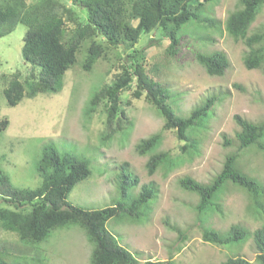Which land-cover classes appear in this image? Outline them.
Listing matches in <instances>:
<instances>
[{
    "label": "rangeland",
    "instance_id": "374dc122",
    "mask_svg": "<svg viewBox=\"0 0 264 264\" xmlns=\"http://www.w3.org/2000/svg\"><path fill=\"white\" fill-rule=\"evenodd\" d=\"M35 1L28 0L30 4ZM67 3L71 4V0ZM236 5L237 0H213L204 4L200 16H210L208 19H213L215 27L205 29L199 24L191 27L192 21L184 24L173 54L167 52L169 41L159 30L142 34L133 46L143 50L148 75L167 86L168 103L176 114L185 116L209 96H215L207 123L193 132L196 143L193 154L181 150L183 142L173 130H162V118L143 95L138 99L131 96L133 88L121 94V107L131 120L130 127L106 141L100 139L105 119L103 104L90 117H86L84 108L92 92L112 82L120 71L125 54L122 44L105 49L89 71L82 69L85 51L80 47L74 64L64 75L61 90L23 97L15 105H9L3 89L10 76L18 72L23 79L30 68L21 56L27 29L18 23L9 33L0 36V118L8 121L0 132V170L10 184L36 188L41 182L37 161L43 146L52 143L59 151L86 159L90 167V175L74 185L67 202L86 210L100 209L121 199L117 175L121 164L127 163L136 178L130 194L137 195L146 184L154 187L155 194L140 207L144 214L139 220L116 215L106 222V228L139 264L147 260L162 261L161 264H219L237 255L254 261L256 249L249 239L251 236L243 243L230 245L208 243L201 236L202 229L208 227L225 234L234 223L250 231L264 225V216L254 215L249 209L248 192L226 182L216 193L218 208L198 214L194 209L198 196L178 184L184 176L207 183L220 170L225 156L234 152L236 166L264 184V152L254 145L238 149L235 141L239 127L234 115L264 124V73L261 69L245 68L246 45L241 40L235 41L224 27L225 18ZM71 8L78 18L66 23L70 38L86 22L82 8ZM263 25L264 5L249 31L259 30ZM87 42L83 41L81 46H87ZM196 51L225 53L229 64L224 73L209 76L195 60ZM158 131L162 133L158 150L169 151L176 164L168 171L158 167L148 173L146 164L150 153L138 154L135 145ZM261 139L264 143V135ZM225 140L229 143L225 144ZM3 205L0 200V206ZM0 249L8 260L20 264H89L92 243L79 224L55 228L36 244L23 243L16 234L0 228Z\"/></svg>",
    "mask_w": 264,
    "mask_h": 264
},
{
    "label": "trees",
    "instance_id": "16d2710c",
    "mask_svg": "<svg viewBox=\"0 0 264 264\" xmlns=\"http://www.w3.org/2000/svg\"><path fill=\"white\" fill-rule=\"evenodd\" d=\"M67 1L36 0L30 4L28 0H0V36L9 33L18 23L26 26L21 56L30 67L23 79L18 72L10 76L3 89L6 102L15 105L23 97L32 98L38 93L61 90L64 75L74 64L80 47H84L85 51L82 69L89 71L104 55L105 49L122 44L125 54L120 71L112 82L92 92L84 108L86 117H90L97 106L103 104L105 119L100 139L106 141L130 127L131 120L121 107V94L133 88L131 96L138 99L143 95L162 118V130H173L176 138L183 142L181 150L195 153L193 132L207 123L215 96H209L185 116L176 114L168 103L170 94L167 86L148 75L143 50L133 46L142 34L159 30L169 41L167 52L173 54L183 34L179 31L184 24L192 21L189 24L191 27V24H199L205 29L207 26L215 27L213 19H208L210 16H200L204 4L213 0H71V4ZM263 5L264 0H237L235 9L225 18L224 27L235 41L241 40L246 45L243 55L245 68L261 69L264 73V25L259 30L249 31ZM71 6L82 8L86 14V22L72 38L66 23L78 17ZM133 21H136L135 25ZM85 40L88 41L87 46H81ZM128 49L130 51L126 52ZM194 58L209 76L222 75L229 64L222 51H196ZM234 120L239 127L235 133L237 148L254 145L264 152L261 139L264 124L249 121L238 114L234 115ZM7 124L5 118H0V132ZM161 141L162 133L158 131L135 145L138 154L150 153L146 164L148 173H153L158 167L168 171L176 164L169 151L158 150ZM228 143L225 140V144ZM236 159L235 152L226 155L220 170L207 183L190 176L178 180L182 189L198 196L194 206L198 214L217 209L216 193L226 182H231L248 192L251 212L264 216V184L238 168ZM37 169L41 182L33 189L13 187L7 175L0 170V200L4 203L0 206L1 229L16 234L23 243L36 244L55 228L79 224L92 243L89 264H139V260L106 228V222L116 215L139 220L144 214L140 207L154 197L155 189L151 184L141 186L137 195H131L130 188L136 184V178L129 171L128 164L122 163L117 175V190L121 199L111 206L86 210L66 200L74 185L90 175L86 159L77 158L71 152L59 151L54 144L48 143L43 146ZM201 236L203 241L216 245L243 243L251 236L249 239L256 249L254 261L237 255L229 256L219 264H264V225L250 231L234 223L225 234L208 227L202 229ZM0 264L20 263L8 260L6 253L0 249Z\"/></svg>",
    "mask_w": 264,
    "mask_h": 264
},
{
    "label": "bare ground",
    "instance_id": "6f19581e",
    "mask_svg": "<svg viewBox=\"0 0 264 264\" xmlns=\"http://www.w3.org/2000/svg\"><path fill=\"white\" fill-rule=\"evenodd\" d=\"M117 178V177H116Z\"/></svg>",
    "mask_w": 264,
    "mask_h": 264
}]
</instances>
